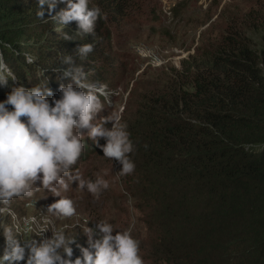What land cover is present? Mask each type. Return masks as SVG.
Listing matches in <instances>:
<instances>
[{"label": "trees", "instance_id": "1", "mask_svg": "<svg viewBox=\"0 0 264 264\" xmlns=\"http://www.w3.org/2000/svg\"><path fill=\"white\" fill-rule=\"evenodd\" d=\"M93 2L111 14L127 8L125 0ZM44 18L49 21L36 19L34 0H0V41L37 60L26 65L23 56L0 51L25 87L44 79L38 75L45 69L55 94L60 73L53 69L62 72L66 66L58 56L75 59L76 47L92 37L76 36L73 21L69 25L74 27L63 31L74 41H65L47 11ZM100 21L95 50L88 57L93 60L101 56L95 55L103 39ZM259 25L264 30V21ZM230 35L223 36L224 45L185 62L179 70L185 79L177 83L180 75L173 91L164 89L140 104L128 122L136 167L133 174L118 178L137 198L143 193L148 218L161 228L164 223L170 237L162 241L160 234L157 243L154 229L146 228L141 255L147 262L264 264V43L254 49L241 31ZM260 38L264 42V35ZM96 67L100 64L94 61L87 66ZM7 90L0 88V97Z\"/></svg>", "mask_w": 264, "mask_h": 264}, {"label": "clouds", "instance_id": "2", "mask_svg": "<svg viewBox=\"0 0 264 264\" xmlns=\"http://www.w3.org/2000/svg\"><path fill=\"white\" fill-rule=\"evenodd\" d=\"M34 4L36 19L48 22L44 18L47 11L63 40L74 41L63 31L73 21L75 35H91L92 40L76 47L75 59L58 56L61 64L69 66L62 72L53 69L60 73L56 77L58 95L49 87L45 69L38 75L44 79L25 87L0 51V88L8 89L0 99V264H146L131 225L121 229L110 218L82 219L77 201L65 195L72 188L99 201L110 187L107 173L85 175L81 170L85 140L113 167L120 166L119 176L133 174L136 167L131 158L135 144L123 119V106L115 107L108 85L90 79V70H86L98 39L97 24L106 14L93 0H34ZM57 5L63 7L53 15ZM0 47L23 56L26 65L37 60L10 43L0 41ZM130 48L140 58L158 63L153 49L140 43H131ZM106 108L112 110L101 116ZM37 193H50L58 199L36 213L18 216L13 202L22 199L26 208L37 209V201L49 196L37 197ZM73 218L71 225L58 223ZM77 227L85 237L83 244L77 242ZM49 231L51 235H45ZM73 246L79 255L74 256Z\"/></svg>", "mask_w": 264, "mask_h": 264}, {"label": "rangeland", "instance_id": "3", "mask_svg": "<svg viewBox=\"0 0 264 264\" xmlns=\"http://www.w3.org/2000/svg\"><path fill=\"white\" fill-rule=\"evenodd\" d=\"M122 6L127 8L120 14L103 11L106 14V19L100 21L103 39L100 40L101 44L97 42L99 45L95 53L101 56L95 60L88 58L86 70H90V79L108 85L109 90L114 93L113 105L124 108L123 119L127 124L136 114L138 106L145 101L149 102L148 98L159 97L164 89L174 90L171 86L181 75L179 70H183L185 62L224 45L223 36L235 35L237 31H241L240 37L249 40L252 48L264 43L260 38L264 35V30L259 25L264 21V0H125ZM131 43H140L153 49L158 63H150L137 56L130 48ZM91 61L98 62L100 67L88 69ZM67 67L69 66H62L63 70ZM181 76L177 83L185 79ZM55 94L58 95L56 89ZM111 110L106 108L100 115L106 116ZM85 145L84 156L79 165L81 170L85 175L96 171L107 173L105 178L110 187L101 195L99 201L86 192L72 188L65 193L77 201L81 218L93 221L110 218L121 229L131 225L140 242L148 226L154 229L153 238L156 242L160 234L162 241L170 238L164 230V223L161 228L155 220L148 218L149 215L145 213L146 206L142 202L143 193L139 191L137 198L129 192V188H122L118 178L120 176L116 173L119 165L113 167L91 141L85 140ZM40 196L48 197L37 201V209L26 208V201L22 199L14 201L13 208L18 216L29 212L36 213L43 206L58 199L50 193H37V197ZM74 221L75 218L58 223L71 225ZM89 226H93V222L90 221ZM77 233V242L84 243L85 237L78 227ZM45 235L50 236V231ZM73 247L74 256L78 255V250ZM2 248L3 238L0 237V249ZM144 253L149 255V251ZM150 259L149 263H156Z\"/></svg>", "mask_w": 264, "mask_h": 264}]
</instances>
